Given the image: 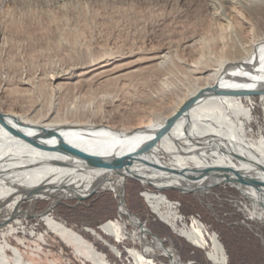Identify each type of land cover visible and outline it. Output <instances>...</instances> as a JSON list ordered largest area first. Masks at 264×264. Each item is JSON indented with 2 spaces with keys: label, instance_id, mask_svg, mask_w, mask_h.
I'll use <instances>...</instances> for the list:
<instances>
[{
  "label": "rangeland",
  "instance_id": "rangeland-1",
  "mask_svg": "<svg viewBox=\"0 0 264 264\" xmlns=\"http://www.w3.org/2000/svg\"><path fill=\"white\" fill-rule=\"evenodd\" d=\"M248 2L31 0L21 9L22 14L15 12L17 27L1 25L5 33L12 34V40L0 47V111L31 116L43 115L53 107L58 119L84 125L116 131L147 126L171 115L193 88L204 85L231 42L241 35L246 43L255 38L245 9ZM161 54L163 59L158 58ZM57 74L61 77L53 83L51 77ZM253 107L248 133L258 138L264 136V109L258 97ZM122 175L119 192L125 207L149 230L148 238L155 247H171L184 264H212L206 249L190 244L151 211L143 192L165 196L180 218L178 227L196 219L215 234L224 247L226 264H264V260L255 261L257 246L232 244L221 227L219 212L230 221L228 226L234 222L253 230L264 249V220L237 185L223 181L205 189L213 182L208 179L195 192L176 189L142 169H129ZM49 200L41 196L36 204L24 205L29 215L17 237L25 244H19L14 235L8 236L9 242L33 264H95L38 220L35 214L49 207ZM54 200V219L93 244L107 264H133L123 246L140 249L137 241L119 244L121 256H116L85 230L119 218V196L114 191H77ZM255 207L261 209L260 202ZM124 218L131 231L133 226L126 215ZM155 261L169 264L164 256H155Z\"/></svg>",
  "mask_w": 264,
  "mask_h": 264
},
{
  "label": "bare ground",
  "instance_id": "bare-ground-1",
  "mask_svg": "<svg viewBox=\"0 0 264 264\" xmlns=\"http://www.w3.org/2000/svg\"><path fill=\"white\" fill-rule=\"evenodd\" d=\"M29 3L31 0H0V47L12 40V34L1 28L2 22L8 29L17 27L15 12L20 13ZM247 6L246 14L251 19L249 28L255 38L246 43L248 40L241 35L227 46L223 58L215 60L209 80L193 88L172 114L196 94L206 89L214 92L191 108L187 118L180 119L147 151L141 152V148L154 131H116L107 126L62 120L56 117L53 107L43 115L31 116L0 111V264H33L24 260L18 246L10 243L8 236L14 235L19 244H25L17 237V232H22L24 218L29 215L23 207L27 203L36 204L41 196L50 197L51 202L49 207L35 214L45 228L74 247L84 259L107 264L93 244L51 214L54 197L107 188L119 196V218L106 220L97 229L85 227L86 231L116 256H121L119 244L128 239L137 241L140 249L123 246L133 264H159L155 261L158 255L168 258L169 264H184L171 247H155L148 238L149 230L129 214L119 192L123 185L122 174L129 169H142L176 189L195 192H200L205 181H214L217 176L247 194L253 200L255 214L264 220V136L252 138L248 133L255 97L264 109V32L261 31L264 0H250ZM164 56L161 54L158 58ZM59 77L61 75H54L51 80L54 83ZM169 116L143 127L155 129ZM84 156L92 160L88 162ZM234 171L253 177L258 190ZM223 174L228 175L221 177ZM143 196L151 211L176 234L206 249L212 264L227 263L223 245L200 222L193 219L190 224L178 227L180 218L165 196L150 192H143ZM256 201L260 202L261 209L255 207ZM125 215L133 226L131 231Z\"/></svg>",
  "mask_w": 264,
  "mask_h": 264
},
{
  "label": "water",
  "instance_id": "water-1",
  "mask_svg": "<svg viewBox=\"0 0 264 264\" xmlns=\"http://www.w3.org/2000/svg\"><path fill=\"white\" fill-rule=\"evenodd\" d=\"M212 92H214V90H209L206 89L203 92H200L198 94H196L195 96L191 97L190 99L186 100L173 114H171L168 118H166V120L164 121V123L162 125H160L159 127L152 129L149 127H141V128H137V130H149V131H154L153 135L148 138V140H146V142H144L143 147L141 148V152L147 151L148 148L155 144L158 140H160L162 137H164L165 135H167L171 129L174 127V125L182 118H187V114L188 111L193 108L199 101H201L203 98L208 97L209 95L212 94ZM216 92V91H215ZM85 160H87L88 162H90L92 160V158L88 157V156H84ZM108 166V165H106ZM234 173L236 175H238L239 177H241L243 180H245L249 185H251L253 188H255L256 190H258V186L255 184L254 182V178L253 177H249V176H244L239 174V172L234 171ZM228 174H223L221 175L226 177ZM214 181L213 182H209V184L205 187H212L213 185L216 184H221L224 183L222 181L221 178H217L214 177Z\"/></svg>",
  "mask_w": 264,
  "mask_h": 264
},
{
  "label": "trees",
  "instance_id": "trees-1",
  "mask_svg": "<svg viewBox=\"0 0 264 264\" xmlns=\"http://www.w3.org/2000/svg\"><path fill=\"white\" fill-rule=\"evenodd\" d=\"M218 217H219V221L223 223L221 224V227L224 228L225 234L228 235L227 237L232 238V242H231L232 244L234 243L240 248H244L247 245L251 246L253 243L254 246L258 247V253L256 254L257 258L255 259V261L264 260V249L260 247L259 241L257 240V238H255V232L253 230H249L241 225H236L234 224V222L231 223L230 226H228L230 221H226L225 218L222 217L220 212L218 213ZM228 247L229 246H227V248Z\"/></svg>",
  "mask_w": 264,
  "mask_h": 264
}]
</instances>
